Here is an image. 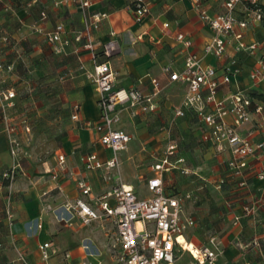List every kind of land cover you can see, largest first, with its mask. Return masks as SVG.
<instances>
[{
    "label": "crops",
    "instance_id": "obj_1",
    "mask_svg": "<svg viewBox=\"0 0 264 264\" xmlns=\"http://www.w3.org/2000/svg\"><path fill=\"white\" fill-rule=\"evenodd\" d=\"M54 1L56 0L46 3H43L42 0L28 2L27 5L42 2L36 17L32 20V28L35 31L34 25L37 23L45 28L58 22L64 24V35L69 39V45H67L65 53L61 55L72 58L73 68L78 70V75L82 77V80H86V85L79 89V118L96 121L99 117L96 103L98 96L79 69L80 61L85 68L92 67V53L82 47L84 38L81 41L75 40L83 28L82 14L73 5L60 4L56 6ZM133 1L93 0L89 7L90 12L106 13L98 26L92 30L91 38L96 60L107 59L111 68L116 72V85L124 88L137 87L148 91L150 84L147 76H153L162 86L158 97L159 107L155 112L137 117H131L126 110L122 112L118 126L124 129L131 138L127 148L118 154L119 166L123 163V154L135 143L141 146V150H148L152 165L156 154L167 141L165 132L161 128L170 127L172 137L178 140L179 153L186 158V165L189 168V172L184 176L206 181L221 194L222 191L215 189L213 185L218 177L227 174L225 160L229 157V150L217 151L214 146L201 140V124L192 110L186 111L183 117H175L174 122L171 123L173 109L180 104L185 86L178 80H169L168 75L162 71L164 66H169L171 71L180 72L187 54L202 53L203 45L209 39L211 32L200 20L197 14V5L199 4L210 13L219 12L223 8L221 0H198V2L196 0H144L149 12L139 21L134 19L132 13ZM59 9L65 13L64 17L51 20L50 13ZM42 10L47 14L44 20H40ZM79 20L82 21L81 27H77ZM72 22L75 23V27L71 25ZM164 22H168V27L163 26ZM178 32L183 33L191 40L192 43L189 47L176 40L175 36ZM111 39L117 42L118 48L111 55L105 56L102 53V46ZM244 40L259 42L261 47L258 53H264V24L250 23L244 29ZM233 46L234 40L230 38L226 43L224 56L204 55L202 59L204 65L215 67L218 76H220L222 68L228 64L231 56H235L237 60L238 71L230 76V81L227 84L220 86L217 96L223 97L226 94L239 91L247 93L252 90L264 93V80L255 84L249 78V71L255 63V56L243 52L235 54ZM76 48L78 49L77 54L74 52ZM253 103L260 105L261 111L251 113V120L240 127V133L252 142L264 141V100L254 99ZM1 104L0 100V106ZM205 109H208V106H205ZM146 120H155L158 123L154 134L139 132ZM228 120H230L229 117ZM79 128L80 139L76 143L73 145L67 143L57 147L49 160L42 163L44 171L56 170L54 166L57 165V155L62 153L65 157L64 169L58 173L56 179L49 180L47 190L46 187H34L24 192L26 201L23 205L16 207L17 220L11 224L12 235L8 236L6 240H0V252L1 255L6 256L8 264H22L17 258L19 253L24 254L30 264H62L65 251H68L71 259L76 262L86 260L91 264H112V257L107 248L113 227L109 219L83 223L72 209H70V215H67L70 217L69 223L59 222L56 218V211L64 212L60 206L65 202H72L80 196L79 180L83 179L90 186V193L85 197L88 200L110 190L115 183L111 178V174L115 173L114 170H86L84 168L82 157L87 153L94 152L100 159L105 160L110 156V151L100 144L98 134L92 128L80 125ZM190 141H195L208 150L209 168H207V173H202V167L193 157ZM6 143L5 135L0 132V164L2 163L1 156L6 151ZM105 173L109 174V178L103 177ZM152 174L151 170L142 182L145 192L147 189L146 179ZM174 174L179 173L177 171L167 173L165 179ZM121 181L132 186L140 197V191L132 182L124 177L121 178ZM52 190L54 191L52 196H43L47 191ZM228 194L232 195L230 199L235 202L232 207H228V222L235 233L228 234L227 262L235 264L239 251L235 248L234 243L241 245V242L234 241L232 243V241L230 243L229 241L248 240L239 236L237 232L244 231L243 225L247 224L246 221L253 222L250 218L242 221V202L251 200L255 196L262 198V203L256 211L259 230L256 239L264 240V152H258L256 155L248 157L247 166L240 175L234 177L228 173ZM236 216H239L240 219L234 222ZM35 219H37L36 222ZM30 222H32L33 230L29 228ZM47 241L50 242L47 248L49 258L43 261L40 258L38 246ZM83 244L88 245V252L84 250ZM242 264H248V261H244Z\"/></svg>",
    "mask_w": 264,
    "mask_h": 264
},
{
    "label": "built area",
    "instance_id": "obj_2",
    "mask_svg": "<svg viewBox=\"0 0 264 264\" xmlns=\"http://www.w3.org/2000/svg\"><path fill=\"white\" fill-rule=\"evenodd\" d=\"M92 1L56 0L54 5H73L81 12L83 28L75 40L81 41L84 38L82 47L91 51L93 59L90 69L85 68L81 61L79 69L97 93L99 117L96 121L80 119L79 105L75 104L71 119L82 127L92 128L98 134L100 144L110 151V156L105 160L100 159L94 152L87 153L82 157L83 166L86 170H114L115 183L110 190L88 200L85 197L90 193V186L83 179L79 180L80 196L60 206L64 212L56 211V218L59 222L69 223L70 217L67 215H70L72 209L83 223L109 219L113 227L107 248L112 257V264H217V259L222 254V242L216 236H211L207 244H193L194 252L184 248L180 240L182 236L186 238L185 229L193 224V219L185 213L182 198L165 190L164 177L165 174L174 171L187 174L189 168L186 165V158L179 153L178 140L172 137L170 127L161 128L167 141L156 154L151 165L153 174L145 182L150 192L149 196L139 197L134 188L124 184L117 175L120 164L118 154L127 148L131 138L118 126L122 112L128 111L131 117L155 112L159 107L158 97L162 86L153 76H147L150 84L148 91L116 85V72L111 68L109 61L107 59L97 61L93 52L91 33L106 13L90 12ZM221 4L222 10L214 13L197 5L200 20L211 32L203 45L202 53L187 54L180 72L171 71L169 66H164L162 71L168 75L169 80H178L185 86L180 104L173 109L171 123L175 117H183L186 111L192 110L201 124V140L214 146L217 151L229 150V157L225 160L226 169L229 175L235 177L246 168L248 157L264 152V141L252 142L240 133V127L251 120L252 112H260L261 106L254 105L251 108L254 99L243 91L226 94L223 97L217 96L220 86L227 84L230 76L238 71L235 56H231L228 64L222 68L220 76L217 75L215 67L204 65L202 59L204 55L224 56L226 43L231 38L234 40L235 54L243 52L255 56V63L249 71L250 80L255 84L263 81L264 53H258L261 44L254 40L245 41L244 29L250 23L264 24V0H221ZM132 5L136 21L149 12L144 0H134ZM46 16V12L42 10L40 20H44ZM163 26L168 27V22H164ZM34 29L43 36L53 52L65 53L69 39L64 35L63 23L58 22L49 28L37 23ZM175 37L186 47L192 43L181 32ZM117 48V42L111 39L103 44L102 53L109 56ZM77 51V48L74 49L76 54ZM13 96L12 89L0 91L2 103ZM205 106H208V109H205ZM64 162V154L59 153L53 179H56L58 173L64 169ZM103 177L109 178V174L105 173ZM225 179V176L218 177L214 182V188L221 190ZM257 203L258 200H254L243 205L242 216L253 215ZM8 216L10 217L9 213ZM239 219V216L234 217V222ZM49 245L50 242L47 241L38 246L43 261L49 258L47 251ZM83 248L88 252L87 244H83ZM184 253L189 255L185 263L182 262ZM19 257L27 264L22 253H19ZM63 257L62 264H91L86 260L73 261L68 251L63 252Z\"/></svg>",
    "mask_w": 264,
    "mask_h": 264
},
{
    "label": "rangeland",
    "instance_id": "obj_3",
    "mask_svg": "<svg viewBox=\"0 0 264 264\" xmlns=\"http://www.w3.org/2000/svg\"><path fill=\"white\" fill-rule=\"evenodd\" d=\"M29 1L0 0V91L12 89L14 92V96L0 106V132L7 142L0 164V240L12 235L11 224L17 220L16 207L26 201L24 192L34 187L47 190L55 170L44 171L42 163L49 160L57 147L73 145L80 139L79 125L71 119V113L73 106L80 104L79 89L86 85V80L73 68L72 58L53 52L32 28V20L42 2L51 0L27 5ZM64 15L60 9L50 13L53 21ZM81 24L79 20L77 27ZM71 25L75 27V23ZM157 125L155 120H146L139 132L154 134ZM190 142L193 157L202 167V173H207L208 150L195 141ZM140 147L135 143L123 154L117 175L132 182L140 191V197H144L150 195L147 189L144 191L142 182L150 174L152 159L148 150ZM114 174L111 178L115 181L116 172ZM164 188L182 198L185 213L193 219V224L185 229L186 238L195 245H204L211 236H216L222 242L217 264H228V234L235 233L228 222L225 203L228 195L219 194L206 181L190 179L180 173L166 178ZM53 193V190L47 191L43 196ZM250 219L253 222L246 221L244 231L237 232L248 240L229 241L241 242V245L234 243L239 251L235 264L244 261L264 264V240L256 239L258 216ZM31 223L29 228L33 230ZM17 258L26 264L19 255ZM24 258L30 264L25 255ZM183 258L185 263L189 255L184 253ZM0 264H8L1 252Z\"/></svg>",
    "mask_w": 264,
    "mask_h": 264
},
{
    "label": "trees",
    "instance_id": "obj_4",
    "mask_svg": "<svg viewBox=\"0 0 264 264\" xmlns=\"http://www.w3.org/2000/svg\"><path fill=\"white\" fill-rule=\"evenodd\" d=\"M247 94L252 99L264 100V93H259V92H256V91L252 90V91L247 92ZM253 107H254V103L252 101L251 108H253ZM227 173H229V171ZM224 176L226 177V179H225V181H224V183L222 184V187H221V191H222L221 195H223V196H227L228 195V202H225V203L228 205V207H232L235 202L233 201V199H230V196H232V195L228 194V176H226V175H224ZM164 179H165V177H164ZM171 193L176 194L174 192H171ZM261 199H262L261 197L259 198L258 196H255L251 200L248 199V200L242 202V205H247V204H250L254 200H258L257 209H256V211H257L258 208H259V205H261V203H262ZM256 215H257L256 212L253 215H245V216H243V218H242L243 220L242 221H245V220H247L249 218H255ZM245 226H246V224L243 225V227H245Z\"/></svg>",
    "mask_w": 264,
    "mask_h": 264
},
{
    "label": "bare ground",
    "instance_id": "obj_5",
    "mask_svg": "<svg viewBox=\"0 0 264 264\" xmlns=\"http://www.w3.org/2000/svg\"><path fill=\"white\" fill-rule=\"evenodd\" d=\"M180 240L184 246V248L189 249L191 251H195L193 243L189 240H187L184 236L180 237Z\"/></svg>",
    "mask_w": 264,
    "mask_h": 264
}]
</instances>
